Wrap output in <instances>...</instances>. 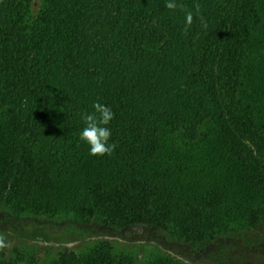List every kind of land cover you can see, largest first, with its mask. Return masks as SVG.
Returning a JSON list of instances; mask_svg holds the SVG:
<instances>
[{"label": "trees", "instance_id": "1", "mask_svg": "<svg viewBox=\"0 0 264 264\" xmlns=\"http://www.w3.org/2000/svg\"><path fill=\"white\" fill-rule=\"evenodd\" d=\"M34 1L0 0V209L155 226L247 264L230 253L264 242V0H43L33 17ZM97 101L110 156L79 138ZM9 248L0 264H20ZM46 264L139 263L100 240Z\"/></svg>", "mask_w": 264, "mask_h": 264}, {"label": "rangeland", "instance_id": "2", "mask_svg": "<svg viewBox=\"0 0 264 264\" xmlns=\"http://www.w3.org/2000/svg\"><path fill=\"white\" fill-rule=\"evenodd\" d=\"M42 6L43 0L33 2V17ZM0 235L10 245L5 259L17 261L21 256L24 259L19 260L20 264L31 261L46 264L63 249L83 253L100 240L112 241L118 254L131 255L139 264H149L160 258L175 259L183 264H220V256L199 253L167 230L148 225L114 230L95 224L59 223L46 218L16 219L0 209ZM237 245L240 249H232L231 255L242 257L247 264H264V242L251 247ZM15 249H19L20 254H16Z\"/></svg>", "mask_w": 264, "mask_h": 264}, {"label": "clouds", "instance_id": "3", "mask_svg": "<svg viewBox=\"0 0 264 264\" xmlns=\"http://www.w3.org/2000/svg\"><path fill=\"white\" fill-rule=\"evenodd\" d=\"M165 7L169 10H176L182 8L175 0H168ZM197 13L200 11V5H195ZM201 25L207 28V24L203 17L200 16ZM193 23V13L186 12L184 33L187 34L189 28ZM93 111L91 113H83L82 119L84 127L82 128L79 138L89 146V154L92 156L111 155L116 148L115 142L110 143L112 132L108 127L110 122L114 119V113L111 108L103 103L94 102ZM9 245L3 235H0V250L7 248Z\"/></svg>", "mask_w": 264, "mask_h": 264}]
</instances>
